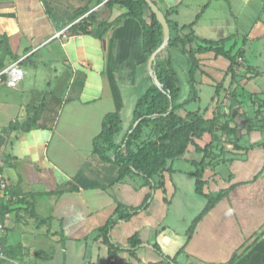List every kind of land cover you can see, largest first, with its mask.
<instances>
[{"label":"crops","instance_id":"obj_1","mask_svg":"<svg viewBox=\"0 0 264 264\" xmlns=\"http://www.w3.org/2000/svg\"><path fill=\"white\" fill-rule=\"evenodd\" d=\"M107 1L0 0V35L13 42L21 67L22 59L30 60L13 89L47 80L44 105L29 129L22 128L18 92L17 99L0 101V166L8 182L0 204L5 264H264V148L244 149L264 142V89L248 86L264 83V70L245 64L243 52L249 43L264 53V0H152L184 26L182 32L190 25L198 38L240 53L232 73L228 59L196 53L193 101L204 86L223 96L206 114L187 104L176 111L181 118L189 112L217 116L238 131L240 148L221 134L223 149L204 165L203 193L226 192L203 214L207 198L196 192L194 173L204 154L194 145L167 163L154 187L136 174L119 179L118 166L92 151L103 117L121 113L127 129L150 84L139 21L127 16L114 24L125 8ZM90 13L89 33H72L70 27ZM142 17L149 22L145 7ZM162 56L170 57L177 73L172 50ZM184 84L180 101L188 97L187 77ZM120 206L131 215L103 234Z\"/></svg>","mask_w":264,"mask_h":264},{"label":"trees","instance_id":"obj_2","mask_svg":"<svg viewBox=\"0 0 264 264\" xmlns=\"http://www.w3.org/2000/svg\"><path fill=\"white\" fill-rule=\"evenodd\" d=\"M106 4L108 6L120 5L125 8V12L114 20V24L127 16L139 21L142 29V50L149 57L159 47L163 34L162 26L145 1L108 0ZM144 7L150 12L149 22L142 17ZM85 11H87L86 8L78 11V13L83 14ZM164 16L169 27V39L165 47L157 53L152 64L153 74L160 86L153 83L152 77L148 73L147 78L150 84L134 104L132 123L124 130V116L117 112L107 113L103 117L100 132L92 140V151L102 161L112 162L118 166L119 179L124 175L136 174L141 176L147 185L154 187L157 184L154 177L160 174L167 163L181 157L189 144L194 145L197 152L204 154V160L197 164L198 168L194 173L196 192L206 195L207 198L203 214L226 192L221 191L214 195L203 193L202 189L205 184L203 180L204 165L218 157L217 150H222L226 141L240 148L238 146V131L236 127H231L227 123L220 124L217 116L205 119L199 112H189L186 118H181L176 111L197 97L194 78L198 67L196 53L212 52L214 55H220L228 59L231 73L240 53L236 52V54L231 55L230 49H224L217 42L198 38L191 30L190 25L187 26L188 30L184 33L181 31L185 29L184 26L180 28L176 23L169 20L165 14ZM92 19V13H90L87 17L72 25L70 27L71 32L75 34L89 33ZM0 44L4 46L8 53H12L5 35H0ZM166 50H176L189 58L187 72L189 95L183 101H180L181 88L178 74L170 57L162 56ZM12 55L18 58L15 54L12 53ZM37 116V114H34L28 122V126L24 122L22 128H31L35 124ZM221 134L226 135L225 142L221 140ZM230 139H233V142L229 141ZM255 147L264 148V142L248 143L244 146V149ZM148 199L149 196L141 205L142 207L146 205ZM138 208H135L134 211ZM130 215L131 212H126L125 208L118 207L106 225L101 228L103 234L107 233L117 219H127ZM200 216L195 218L188 234ZM2 260L0 259V261ZM83 264L89 263L85 261ZM228 264H231V261Z\"/></svg>","mask_w":264,"mask_h":264},{"label":"rangeland","instance_id":"obj_3","mask_svg":"<svg viewBox=\"0 0 264 264\" xmlns=\"http://www.w3.org/2000/svg\"><path fill=\"white\" fill-rule=\"evenodd\" d=\"M7 41H8V45L11 49L14 46V44L10 39H8V37H7ZM12 49H15V48L13 47ZM174 51L172 50V53H174L176 55L175 64H176V70L178 71L177 74H178L179 81H180V88L181 89L183 88V91L185 92L186 88L184 87L185 86L184 83L186 81L187 73L184 70V68H182V67L185 64V62L188 60L187 59L188 57L182 55L180 52H178L176 50H174ZM11 52H12V50H11ZM243 52H244L245 64L252 65L255 63H257V64L259 63V67L261 66V69L264 70V64H263L264 63L263 62L264 53H263V49L261 47L260 48L259 47L251 48V45L249 43H247L243 46ZM12 53H8L5 50L4 46L2 44H0V67H4V66H6L12 62L19 60L18 58L20 55L16 54V56L18 57V58H16L14 55H12ZM215 56L219 58L220 55H215ZM220 57H222V56H220ZM21 61H22L21 62L22 68L24 67L26 69L30 66V64H29L30 60L28 58L27 59L24 58ZM31 64H33V63H31ZM45 71L49 72L50 68H47ZM37 78L39 79L40 77L37 76ZM229 80H230V74L228 73L225 81L223 82L225 88L227 87ZM46 82H47L46 79L37 80V82H35V86L31 89H28V88L24 89V88H22V86H19L17 89L12 88L10 91L0 93V101L6 100V99L13 100V98L17 99V97H15L14 94H15V92H18L19 96H21V102H19L18 104L20 105V108H22V110L24 109L25 125L28 126V124H29L28 122H30V120L34 116V114L38 115L40 113L43 105H44V101H45V98L47 95V91L45 89ZM253 82H254L253 84H248L249 88L251 87V85H254L256 91L264 89V83L258 82L256 80H254ZM245 86H246V84H245ZM199 90H200V92H199V99L200 100L187 102L186 107L188 109H191L194 107L195 108L200 107L201 112H202V111H204V109L206 107L209 109L210 105H212L213 103H216L215 101L217 100V97L221 98L223 96L222 91L219 90L218 92H215L214 87L204 86V87L200 88ZM240 91L242 92V89H240ZM188 95H189V90H188ZM180 96H182V94ZM207 111L208 110H205L204 114H206ZM2 114H3V111H1V116H2ZM122 116H124V115H122ZM0 264H5V259L0 261Z\"/></svg>","mask_w":264,"mask_h":264},{"label":"built area","instance_id":"obj_4","mask_svg":"<svg viewBox=\"0 0 264 264\" xmlns=\"http://www.w3.org/2000/svg\"><path fill=\"white\" fill-rule=\"evenodd\" d=\"M24 71L20 66V60L0 67V90L17 87L23 80ZM8 182L0 166V204L7 195ZM5 234V225L0 217V259L5 258V252L1 245V239Z\"/></svg>","mask_w":264,"mask_h":264},{"label":"water","instance_id":"obj_5","mask_svg":"<svg viewBox=\"0 0 264 264\" xmlns=\"http://www.w3.org/2000/svg\"><path fill=\"white\" fill-rule=\"evenodd\" d=\"M144 1L147 4L150 11L155 15V18L157 19V21L162 26V34H163L162 42L160 43L159 47L149 55L148 60H147V71H148L149 75L152 77L153 83L156 86H160L157 78L153 74L152 64H153V61H154L157 53L160 50H162L168 42L169 27H168V24L166 22V18L164 16L163 12L156 6V4L154 2H152V0H144Z\"/></svg>","mask_w":264,"mask_h":264}]
</instances>
